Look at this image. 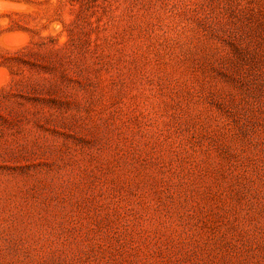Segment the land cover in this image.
<instances>
[{
	"label": "rangeland",
	"instance_id": "1",
	"mask_svg": "<svg viewBox=\"0 0 264 264\" xmlns=\"http://www.w3.org/2000/svg\"><path fill=\"white\" fill-rule=\"evenodd\" d=\"M0 264H264V0H0Z\"/></svg>",
	"mask_w": 264,
	"mask_h": 264
}]
</instances>
